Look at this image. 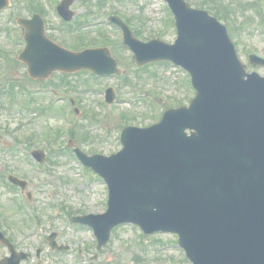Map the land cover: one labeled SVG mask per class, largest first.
I'll list each match as a JSON object with an SVG mask.
<instances>
[{
	"label": "rangeland",
	"instance_id": "rangeland-1",
	"mask_svg": "<svg viewBox=\"0 0 264 264\" xmlns=\"http://www.w3.org/2000/svg\"><path fill=\"white\" fill-rule=\"evenodd\" d=\"M59 1L8 0L7 6L0 11V54L4 52L15 59V51L24 42L22 44L23 31L14 27V19L18 16L30 17L31 9L37 8L50 37L74 50L89 42L107 47L116 58L122 75L94 80L84 70L67 76L53 72L47 80H35L36 83L28 80L23 63L8 58L4 70L1 69L3 61H0V87L6 79H14L17 83L11 91L0 95V167L3 173L10 171L27 180V190L31 192L29 203L40 221L37 226L31 225L26 214L18 210L15 193L0 188V226L12 238L16 248L30 252L36 247L43 248L38 258L22 264H87L95 253L98 255L95 264H186L183 255L176 250L158 251L154 247L160 243L164 244L163 248L168 246L165 243L176 246L173 235L143 237L137 227L123 225L116 228L107 244L96 251L95 238L88 229L78 227L72 230L68 227L61 208L77 210L81 207L86 213H101L105 211L101 203L104 187L102 183L92 181L88 187L80 188L82 180L77 173L78 164L75 165L64 153L49 151L44 141L46 134L54 135L60 127L70 126L72 116L67 111L66 115L62 114L58 107L50 108L51 100L47 94L30 89L44 81L47 86L55 83L60 96L74 100L75 106L81 109L73 115L74 143L87 154L97 152L107 155L118 150V136L126 123L146 126L157 122L165 109L188 104L194 91L188 87L186 74L177 67L155 63L138 69L129 51L120 47L122 39L118 29H111L104 23L84 26L86 22L82 24V20H87V17L91 21L102 20L116 14L128 19L132 33L139 39L160 38L171 43L176 32L170 12L161 0H72L69 8L73 11L74 22L67 25L51 8ZM185 1L191 7L205 9L217 17L226 26L246 69L264 75L263 69L250 65L247 60L251 51L264 57V17L259 7L263 6L264 0ZM67 80L69 84H63ZM22 84L25 85L24 94L20 93ZM107 86L115 90V102L110 105L101 103ZM122 114H127L128 118L124 119ZM82 129L88 135L87 139H80L79 134L84 133ZM62 139L63 142L66 140L65 133ZM36 145H41L46 153L42 171L35 170L27 161L28 157L19 150V147L32 149ZM58 148L63 149L61 145L56 150ZM82 173L85 179L99 181L89 169L84 168ZM51 204L57 208L51 209ZM51 231L57 232L58 243L69 245L68 252L50 251L45 238ZM6 254L7 249L0 246V258Z\"/></svg>",
	"mask_w": 264,
	"mask_h": 264
},
{
	"label": "water",
	"instance_id": "water-1",
	"mask_svg": "<svg viewBox=\"0 0 264 264\" xmlns=\"http://www.w3.org/2000/svg\"><path fill=\"white\" fill-rule=\"evenodd\" d=\"M167 1L178 38L165 46L166 57L190 71L197 95L190 107L165 112L157 126L126 130L120 154L93 162L110 184L111 201L91 224L100 241L123 221L146 233L175 231L192 264H264V78L245 74L215 18L183 0ZM69 2L59 5L68 18ZM20 21L28 43L21 59L40 62L48 46L78 58L45 38L39 16ZM127 42L140 56L142 44ZM55 67L51 61L38 75ZM185 128L194 132L186 136Z\"/></svg>",
	"mask_w": 264,
	"mask_h": 264
},
{
	"label": "bare ground",
	"instance_id": "bare-ground-1",
	"mask_svg": "<svg viewBox=\"0 0 264 264\" xmlns=\"http://www.w3.org/2000/svg\"><path fill=\"white\" fill-rule=\"evenodd\" d=\"M167 160H169V159H167ZM171 163H172L173 165H175V164H174V161H172Z\"/></svg>",
	"mask_w": 264,
	"mask_h": 264
}]
</instances>
